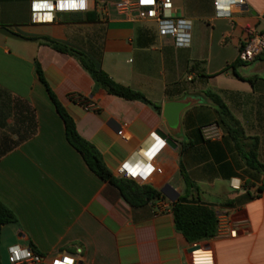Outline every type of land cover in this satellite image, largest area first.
Segmentation results:
<instances>
[{"label":"crops","instance_id":"crops-1","mask_svg":"<svg viewBox=\"0 0 264 264\" xmlns=\"http://www.w3.org/2000/svg\"><path fill=\"white\" fill-rule=\"evenodd\" d=\"M121 1L94 4L90 12L98 19L92 22L84 13H70L43 24L33 23L30 0H0V27L26 39L0 34V90L28 103L37 121L36 135L0 160V202L16 219L0 226V264H10L13 246L32 248L46 257L45 264L61 256L76 264H192L194 244L176 229L172 212L183 197L218 214L217 235L197 243L213 252L214 264H264V172L248 167L208 97H220L239 122L249 139L243 149L258 139L264 165V57L236 72L228 69L247 39L264 32V0H245L246 7H233L230 18L214 6L230 0H173V14L191 23L187 47L162 37L157 23L140 12L119 11ZM31 38L82 53L152 104L108 95L76 58ZM37 63L80 136L97 148L114 177L120 178V166L152 134L172 137L177 147L161 150L157 173L147 184L162 200L131 206L117 187L90 170L67 140ZM171 102L186 105L177 129L164 117ZM183 170L194 188L187 190Z\"/></svg>","mask_w":264,"mask_h":264},{"label":"trees","instance_id":"trees-1","mask_svg":"<svg viewBox=\"0 0 264 264\" xmlns=\"http://www.w3.org/2000/svg\"><path fill=\"white\" fill-rule=\"evenodd\" d=\"M84 14L87 21L92 22L98 19L95 12H87ZM29 40L37 42L43 41L54 50L76 58L85 70L89 72L96 87L103 89L108 95L127 101H138L144 104H152L142 93L116 83L103 70L97 69L82 53L50 39L31 38ZM261 57H264V54L259 58ZM241 65H244V63L238 58V60L231 64L228 69H233L236 72ZM36 73L40 81L44 84L58 114L65 123L68 142L81 154L90 170L103 181L109 182L117 187L123 198L131 206L141 207L152 201L162 200L163 195L149 185H139L132 180L116 178L113 176L97 148L78 133L75 121L62 106L57 96L48 85L44 73L38 63L36 64ZM208 97L217 107L222 121L229 126V133L236 142L237 148L246 160L248 167L252 170L263 173L264 165L258 160V139L252 138V142L245 145V149H243V142L249 139L245 136L239 122L231 115L220 97L211 93H208ZM9 120H12V122L9 123ZM36 133V115L31 106L24 101L13 98L9 93L0 90V160L24 142L33 138ZM182 174L187 185V190L194 188L195 186L187 177L184 170L182 171ZM172 212L176 229L182 233L186 240L191 244L210 240L218 233V214L206 205L189 202L187 198L183 197L172 204ZM15 221L14 214L0 202V226L14 223Z\"/></svg>","mask_w":264,"mask_h":264},{"label":"built area","instance_id":"built-area-1","mask_svg":"<svg viewBox=\"0 0 264 264\" xmlns=\"http://www.w3.org/2000/svg\"><path fill=\"white\" fill-rule=\"evenodd\" d=\"M93 0H30V11L33 23H51L60 14L87 13L92 10ZM39 5V7H37ZM214 6L219 15L232 16V8L246 7L245 0H230L229 4L223 6L215 1ZM116 8L126 14L135 11L141 13L144 20L154 21L158 25L159 34L174 41L177 47H187L191 39V23L173 14V0H123L116 4ZM264 54V32L254 33L243 44L239 59L243 63H250ZM90 103L85 104L90 109ZM119 135L126 141L130 136L121 130ZM166 146L165 140L159 135L152 134L151 141L143 146L131 159L123 163L117 171L120 178L132 180L139 185H147L152 182L157 169L155 159ZM152 152V158L147 153ZM235 231L231 232L235 235ZM192 264H214V254L194 244L190 250ZM76 264L69 256H61L54 260L53 264ZM10 264H45L46 257L37 253L30 247L13 246L9 249Z\"/></svg>","mask_w":264,"mask_h":264},{"label":"water","instance_id":"water-1","mask_svg":"<svg viewBox=\"0 0 264 264\" xmlns=\"http://www.w3.org/2000/svg\"><path fill=\"white\" fill-rule=\"evenodd\" d=\"M0 34L4 37H7L12 40H17V41H25L26 39L23 38L22 36L15 34L11 30L5 27H0ZM186 108V105L181 104V103H176V102H171L168 103L165 106V111H164V117L167 120L170 128L172 129H177L178 124H179V116L180 113ZM163 140H165L166 145L176 148V144L173 141L172 137L168 136L167 134H164L163 132L159 131L157 133ZM264 183V181H263ZM170 188V186H166L165 189L162 190V193L167 194V190Z\"/></svg>","mask_w":264,"mask_h":264},{"label":"rangeland","instance_id":"rangeland-1","mask_svg":"<svg viewBox=\"0 0 264 264\" xmlns=\"http://www.w3.org/2000/svg\"><path fill=\"white\" fill-rule=\"evenodd\" d=\"M94 3L97 5V6H101L102 5V1L105 2V1H108L107 3L111 4V2H116L117 0H93Z\"/></svg>","mask_w":264,"mask_h":264},{"label":"bare ground","instance_id":"bare-ground-1","mask_svg":"<svg viewBox=\"0 0 264 264\" xmlns=\"http://www.w3.org/2000/svg\"><path fill=\"white\" fill-rule=\"evenodd\" d=\"M147 156H148L149 158H152V152H151V153H147Z\"/></svg>","mask_w":264,"mask_h":264},{"label":"snow or ice","instance_id":"snow-or-ice-1","mask_svg":"<svg viewBox=\"0 0 264 264\" xmlns=\"http://www.w3.org/2000/svg\"><path fill=\"white\" fill-rule=\"evenodd\" d=\"M142 2H145V0H142ZM37 7H39V5H37ZM69 264H71V262H69Z\"/></svg>","mask_w":264,"mask_h":264}]
</instances>
